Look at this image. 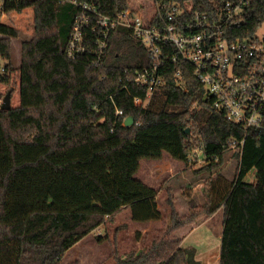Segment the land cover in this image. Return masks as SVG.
<instances>
[{
	"label": "trees",
	"instance_id": "1",
	"mask_svg": "<svg viewBox=\"0 0 264 264\" xmlns=\"http://www.w3.org/2000/svg\"><path fill=\"white\" fill-rule=\"evenodd\" d=\"M100 16L131 9L155 17L157 3L191 4L214 14L225 0H75ZM81 8L60 0H0V264H62L67 252L130 209L133 222L159 220L160 190L167 195L169 223L152 244L115 264H199L181 247L199 225L223 211L220 264H264V130L243 128L204 99V88L186 63H168L165 85L144 107L146 88L132 82L152 67L148 51L128 30L108 39L104 61L91 50L76 60L66 51ZM264 25V0L246 9L233 29L250 37ZM27 34L21 65L12 64V40ZM94 40V39H93ZM181 70L185 90L177 86ZM122 89L123 87H125ZM123 115L117 116L116 110ZM128 117L135 124L125 127ZM190 128V131L187 130ZM244 145L228 151L232 142ZM204 163L197 164L196 151ZM168 155L187 166L161 189L136 178L141 161ZM234 162L233 177L224 174ZM219 175V187L192 195V179ZM255 170V180L247 182ZM219 197L220 199H218Z\"/></svg>",
	"mask_w": 264,
	"mask_h": 264
},
{
	"label": "built area",
	"instance_id": "2",
	"mask_svg": "<svg viewBox=\"0 0 264 264\" xmlns=\"http://www.w3.org/2000/svg\"><path fill=\"white\" fill-rule=\"evenodd\" d=\"M254 1L215 3L218 11L214 14L194 10L191 4L157 3L155 17L149 19L131 9L114 17L100 16L94 5L60 0V4L72 3L82 11L75 19L66 54L76 60L94 44L93 65L98 66L105 59L110 34L117 29L128 30L152 60L151 68L129 80L146 88V98H136V102L144 107L150 104L165 85L161 71L168 63H186L204 88V99H212L228 120L240 125L246 134L252 129L264 130V37L258 35L264 25L250 37L235 38L233 32ZM175 78L177 86L185 90L181 70ZM116 115L122 116L123 111L117 109ZM244 142H232L228 151L238 152ZM195 158L204 163L202 151H196Z\"/></svg>",
	"mask_w": 264,
	"mask_h": 264
},
{
	"label": "rangeland",
	"instance_id": "3",
	"mask_svg": "<svg viewBox=\"0 0 264 264\" xmlns=\"http://www.w3.org/2000/svg\"><path fill=\"white\" fill-rule=\"evenodd\" d=\"M258 35L264 37V26ZM31 37L22 34L18 39L12 40V64L14 68L21 65V46ZM7 61L0 57V75ZM4 99L0 104H4ZM190 130V128H189ZM231 152L236 153L231 150ZM203 160V158H201ZM203 163L194 166L201 167ZM223 172L229 179L233 177L234 162L226 161ZM187 166L182 162L173 160L165 155L160 162L141 161V169L136 178L144 181L151 187L161 189L166 180L183 174ZM220 170L211 175H203L192 179V195L209 190L211 186L219 187ZM255 180V170L251 171L247 182ZM167 195L165 190H160L157 200L162 213L161 219L148 223L146 226L138 225L131 220V212L127 209L118 214L114 220L95 230L81 242L71 248L62 259V264H115L116 254L125 256L132 251H140L148 248L158 233L164 229L170 220V210L165 204ZM220 199L219 197H217ZM223 233V211H218L210 220L202 223L183 240L181 247L187 252L188 257L193 255L199 264H220L221 243Z\"/></svg>",
	"mask_w": 264,
	"mask_h": 264
},
{
	"label": "water",
	"instance_id": "4",
	"mask_svg": "<svg viewBox=\"0 0 264 264\" xmlns=\"http://www.w3.org/2000/svg\"><path fill=\"white\" fill-rule=\"evenodd\" d=\"M11 109V100H10V94H8L4 100V104L2 106V110L4 111H8ZM135 124V120L132 117H128L125 122H124V126L125 127H130L133 126ZM190 130L188 129L187 132H189Z\"/></svg>",
	"mask_w": 264,
	"mask_h": 264
},
{
	"label": "crops",
	"instance_id": "5",
	"mask_svg": "<svg viewBox=\"0 0 264 264\" xmlns=\"http://www.w3.org/2000/svg\"><path fill=\"white\" fill-rule=\"evenodd\" d=\"M19 67V66H18ZM166 194V193H165ZM166 201V200H165ZM158 204V203H157ZM158 209L160 210V208H159V205H158ZM127 210H129L130 211V209H127ZM131 212V211H130ZM160 212H161V210H160ZM131 220H132V218H131ZM155 221H157V220H155ZM133 222V221H132ZM151 222H154V221H149V222H146V223H137V222H134V223H136V224H138V225H144V226H146L148 223H151Z\"/></svg>",
	"mask_w": 264,
	"mask_h": 264
}]
</instances>
